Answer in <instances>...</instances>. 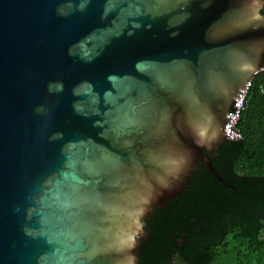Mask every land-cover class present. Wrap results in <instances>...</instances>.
<instances>
[{
  "label": "water",
  "instance_id": "obj_1",
  "mask_svg": "<svg viewBox=\"0 0 264 264\" xmlns=\"http://www.w3.org/2000/svg\"><path fill=\"white\" fill-rule=\"evenodd\" d=\"M264 0H0V264H140L263 67ZM211 154V155H210Z\"/></svg>",
  "mask_w": 264,
  "mask_h": 264
},
{
  "label": "trees",
  "instance_id": "obj_2",
  "mask_svg": "<svg viewBox=\"0 0 264 264\" xmlns=\"http://www.w3.org/2000/svg\"><path fill=\"white\" fill-rule=\"evenodd\" d=\"M262 67L238 121L242 138L225 139L213 158L229 185L201 166L176 199L146 218L140 264H216L222 254L264 264V58Z\"/></svg>",
  "mask_w": 264,
  "mask_h": 264
},
{
  "label": "built area",
  "instance_id": "obj_3",
  "mask_svg": "<svg viewBox=\"0 0 264 264\" xmlns=\"http://www.w3.org/2000/svg\"><path fill=\"white\" fill-rule=\"evenodd\" d=\"M250 86V85H249ZM249 87L246 88L245 93L243 94L240 103L238 105V109H237V118L233 123H230L227 127V132L231 131L232 133L236 134L240 139L242 138V132L238 127V121L240 120L241 114L243 112V110L246 107V97H247V90Z\"/></svg>",
  "mask_w": 264,
  "mask_h": 264
},
{
  "label": "rangeland",
  "instance_id": "obj_4",
  "mask_svg": "<svg viewBox=\"0 0 264 264\" xmlns=\"http://www.w3.org/2000/svg\"><path fill=\"white\" fill-rule=\"evenodd\" d=\"M221 255V254H220ZM177 258L175 259V262H178ZM216 264H237L236 257L232 254H222L219 259L217 260Z\"/></svg>",
  "mask_w": 264,
  "mask_h": 264
},
{
  "label": "flooded vegetation",
  "instance_id": "obj_5",
  "mask_svg": "<svg viewBox=\"0 0 264 264\" xmlns=\"http://www.w3.org/2000/svg\"><path fill=\"white\" fill-rule=\"evenodd\" d=\"M264 9V8H263Z\"/></svg>",
  "mask_w": 264,
  "mask_h": 264
}]
</instances>
